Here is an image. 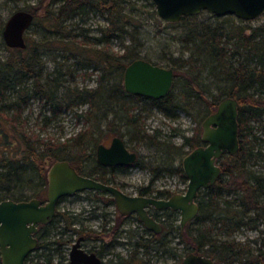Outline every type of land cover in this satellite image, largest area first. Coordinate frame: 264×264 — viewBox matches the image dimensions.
<instances>
[{
	"label": "trees",
	"instance_id": "trees-1",
	"mask_svg": "<svg viewBox=\"0 0 264 264\" xmlns=\"http://www.w3.org/2000/svg\"><path fill=\"white\" fill-rule=\"evenodd\" d=\"M141 1H145L150 7L147 11L148 16L155 22H161L155 12L154 4L150 0ZM17 9L31 11L34 17L30 27L35 25L41 29L38 30L34 26L36 29L30 31L38 32L37 38L29 34V27L24 35L26 47L11 48L3 41L1 34L3 21L0 20V45L8 51L4 58H0V122L2 120L9 122L21 142V147L14 155L9 154L7 148L0 147V200L4 198L18 200L37 196V193L24 196L23 192L17 191V186L19 182L24 181L27 174H33L40 187L46 185L48 167L55 159H67L78 172L121 187L120 184L115 183V170H123L128 165L107 166L95 159L94 168L86 172L83 165L85 156L89 157L86 152V155H81L82 152L70 153L65 149V142L38 140L35 134L28 135L20 123V118L27 105L34 100L42 102V106L51 112L52 117L60 114L62 109L78 108L86 104L88 106L86 110L76 111L78 118L85 117V119L90 118L94 113L98 114L99 99L104 97L107 100L118 101L126 116L125 121L129 126L135 127L133 138L154 144L157 150H162L160 159L162 163H157L155 166L137 158L131 163L151 170L148 184L138 188L137 192L140 194L162 197L174 192L175 190L167 187L156 188L152 183L165 172H178L186 178L181 160L174 164L176 155L181 153L180 149L184 145L189 146L188 150L184 151L185 154L198 145L201 139L197 134V136L183 135V142L176 146L171 141L166 143L159 141L158 128L150 133L140 125V121L145 118L143 112L147 109H154L168 119H175L179 111L190 114V108L196 107L199 99L205 103V118L215 110L222 99L234 97L238 100L237 120L240 139V148L236 153L224 152L218 158L221 166L219 177L213 184L198 191L196 198L198 212L183 227L177 221L178 210L161 208L159 215L163 217L162 221L160 219L162 231L154 233L143 225L140 231L133 228V232H130L128 229V236L133 237L134 241H131V247L124 256L114 251L115 245L122 243L118 239L123 231L120 227L122 220H118L113 225L107 224L109 211L104 210L100 230H93L83 224L75 227L73 224L79 218L75 214H70L68 210L57 207L55 215L49 222L39 224L37 232L39 241L36 250L40 247L41 256H38L40 262H34L30 258L27 264H68L61 260L65 257V245L72 241L73 232L77 235L82 234L88 242L91 237L100 236L104 244L96 251L100 255L111 252L112 257H115L114 264H151L152 256L155 255L157 258L166 254L172 255L175 261L179 262L189 251L208 255L219 264H264V237H261L258 246L252 247L236 239L234 234L242 226L256 228L260 224L262 225L260 230L264 231V173L251 168L255 158L263 153L259 148L254 150L253 147L257 140L263 139L256 134V128L264 133L262 118L264 115V24L257 27H239L235 31L227 26L221 27L222 29H207L205 24L203 27L192 26L186 37L200 38L195 44L197 54L208 56L207 62L212 75L218 76L217 83H224L226 87L211 98L206 97L202 89L195 91L199 83L195 80L197 77L193 76L192 64L197 60L192 56L183 61L168 58L172 69H177L182 64L189 65L185 73L191 76V80L184 83L188 93L185 91L184 94L174 96L172 89L178 82L177 78L173 79L171 89L166 96L155 99L125 91L122 81L125 66L134 59L143 58L154 64L158 62L138 55L134 51L116 53L111 48L113 40L122 41L128 34L129 39L135 41V35H131L128 31L130 26L136 25L138 7L131 0H36L34 4H27ZM88 12L102 15L106 21L104 25L97 26L98 35L94 37L88 35V29H84L80 24L83 16ZM189 17L182 16L177 22H184ZM96 44L99 46L94 47L93 45ZM142 44L138 42L139 46ZM45 46L50 48V52L44 49ZM46 52L50 55L48 59L45 57ZM48 61L51 62L50 67L47 65ZM89 67H91L89 72L84 71L78 75L90 77L97 72L98 85L91 88L75 85L78 76L76 71ZM112 73L119 74L122 79L112 82L110 77ZM176 75L175 73L174 77ZM106 111L103 114L104 119L105 117L107 119L109 114L108 110ZM1 133L3 141H12L8 138L7 132L0 128ZM117 134L123 138L124 132L117 130ZM99 137L100 135L98 138L91 136L94 145L92 148L99 143ZM248 141H251L249 146ZM93 156L95 158V155ZM31 180L33 179H28L30 182ZM85 190L90 193L88 197L94 201H102L105 205L114 203L112 196L105 191ZM135 218L138 219L136 216ZM57 219L64 221V224H55ZM111 230L114 234L105 241L103 235L107 231L111 233ZM169 234L177 238L174 244L171 243ZM178 243L182 245L181 251L178 250ZM55 255L59 257L60 262L53 263L52 257Z\"/></svg>",
	"mask_w": 264,
	"mask_h": 264
},
{
	"label": "rangeland",
	"instance_id": "rangeland-1",
	"mask_svg": "<svg viewBox=\"0 0 264 264\" xmlns=\"http://www.w3.org/2000/svg\"><path fill=\"white\" fill-rule=\"evenodd\" d=\"M131 1L138 7V11L136 12L138 15L136 25L130 26L128 31L131 35H135V41L133 42L130 40L128 34L122 41L117 39L113 40L111 45L112 50L116 53H125L126 50L134 51L138 53V55L149 57L152 61L158 62V64L165 67L171 66L168 62V58L183 61V59L188 60V58L192 56L194 60H197V62L193 61L192 64L194 66L192 70L193 76L197 77L195 80L199 83V87L195 88V91L200 88L204 92V95L209 98L223 90L226 85L221 82L218 84V76L216 77L215 75H212L210 67L208 66L209 63L207 62L208 56L206 57L204 54L200 53V55L197 54L195 44L200 41V38L186 37V35L189 34V29H192V26L198 25L203 27V24H205V28L207 29H222L227 26L235 31L238 30L239 27H257L264 24V14L252 20H242L234 15L225 14L217 16L205 10L200 11L198 14L191 15L189 19L184 22L169 23L163 21L162 19H160L161 22H155L147 14L150 7L145 1ZM35 2L36 0H0V20L4 23V20L11 12L17 10V8L24 7L27 4H34ZM105 23L106 21L104 16L94 12H88L83 16V21L80 22L84 29H88L87 34L91 37L98 35L97 26L104 25ZM34 26L30 27L29 34L33 37H37L38 32L30 31L36 28L39 30L41 27L39 28L35 26V28ZM135 31L138 33H135ZM79 38L82 39L81 36H79ZM138 42H142V46H139ZM93 46L98 47L99 45L96 44ZM44 49H48L50 52L49 47L46 48L45 46ZM7 53L8 51L0 45V58H4ZM49 56V53L46 52L45 57L48 59ZM176 64L178 66L177 62ZM47 65L50 67L51 62L48 61ZM90 68L91 67L78 69L76 73L78 75L84 71L89 72L91 70ZM186 69H189L188 64H182L181 66H178L177 69H173L174 74H177L174 79L178 78V82L176 83L174 89H172L174 96H179L180 93L184 94L185 91L188 93V88L184 86V83L191 80V76L185 73ZM96 75H98L97 72L96 74H92L90 77H84L80 74L75 79V85H78L79 87H95L98 85ZM110 77L112 82L122 79L117 73L110 74ZM197 100L199 103L196 107L194 106L193 108H190V114H187L184 111H179L178 116L175 119H168L159 111L147 109L143 112L145 114V118H143V121H140V125L150 133L154 132L155 129L158 128L160 130L158 140L165 143L166 141H171L174 146L183 142V135L195 136L197 134L200 136L202 132L201 121L204 118L206 108L204 101L199 99ZM181 104L185 105L184 102H181ZM42 105V102L34 100L27 105L24 111L22 110L23 112L21 114L20 123L23 125V128L28 135L32 134L34 136L35 134L38 140L42 139L65 142V149L70 153L82 152L81 155H86L87 153L89 157L85 156L86 160L83 164L84 171L86 172L95 166V158L93 155H95L94 152L96 146L92 148L94 145H92L91 136L98 138L100 135L98 142L108 143L111 136L117 134V130L124 132L123 139L130 148L137 152V159H142L152 166H155L157 163H162L160 160L162 158V150H157L154 144H149L146 141L136 140L133 138L135 136V127L129 126V124L125 121L126 116L118 105V101L107 100L104 97L99 99L98 114L94 113L93 116L91 115L88 119H85V117L78 118L76 114V111L80 112L86 110L88 108L86 104L78 108L72 107L70 109H62L61 113L54 117H52L51 112L46 110V108ZM106 110H108L109 114L107 119L106 117L104 119L103 114L107 112ZM262 118L264 120V115ZM98 119H103V121H98ZM110 127L111 130H109ZM0 128L7 132L8 138L12 140L3 141V135L1 133L0 147L3 146L7 148L6 150L9 154L14 155V153H16L21 147V142L18 136L13 132L9 122L5 120L0 122ZM255 132L261 139H263L257 140L253 149L256 150L259 148L263 153L259 154V156L255 158V163L252 164L251 168L264 173V133L259 128H256ZM250 143L251 141H248L247 145L249 146ZM188 148V145H184L183 148L180 149L182 151L176 155L174 164H177L181 160L184 155V151L188 150ZM150 176L151 170L148 167L130 164L123 170H115V183L120 184L122 189L128 193H137L139 186L148 184ZM24 178V181L19 182L17 191L23 192L24 196L37 193V196L45 199L46 185L43 184L40 187L33 174H27ZM28 179L33 180L30 182ZM186 185L187 178L182 177L178 172L162 173L154 179L152 183V186L156 188L167 187L169 189L179 191L185 190ZM88 194H90L88 191L81 190L77 194L74 193L65 195L59 202L58 209L68 210L70 214H75L80 219H78L80 224L78 220L73 224L75 227H79L83 224L86 227L100 230L102 227V212L104 210L109 211L108 216L112 219L108 223L110 225L115 224V222H117L115 221L116 219H123L120 222V227L123 231L119 237L122 243L116 244L114 251H118L126 256L128 248L131 247V241H134L133 237L128 236L127 230L129 229L130 232H133L134 228V230L138 229V231H140L142 224L132 217L126 219V217L124 218L122 215H118L112 204L105 205L102 201H94L88 197ZM177 221H179V215ZM55 224H64V221L57 219ZM261 227V224L256 228H246L242 226L239 230L235 231L234 234L236 239L241 242L248 244L249 246L256 247L260 243L261 237H264V231L260 230ZM112 234H114L112 230L111 233L108 231L105 232L103 235L104 240H109L112 237ZM71 236L72 239L76 238V232H73ZM168 237L171 238V243L174 244L177 238L174 236L172 237L171 234H169ZM248 238H250V240H248ZM97 241L100 245L104 244L102 239ZM69 244L71 245L72 243L70 242ZM65 246V250L68 251V244ZM181 247L182 245L178 243L179 251H181ZM55 258H58L57 255H55ZM102 258L105 262L114 264L113 261L115 260V257H112L111 252L104 254ZM150 263L179 264L180 261L176 262L172 255L166 254L158 256L157 258L155 255L152 256Z\"/></svg>",
	"mask_w": 264,
	"mask_h": 264
},
{
	"label": "water",
	"instance_id": "water-1",
	"mask_svg": "<svg viewBox=\"0 0 264 264\" xmlns=\"http://www.w3.org/2000/svg\"><path fill=\"white\" fill-rule=\"evenodd\" d=\"M157 16L166 22H177L182 16L207 11L217 16L233 14L242 20H252L264 13V0H150ZM33 13L25 9L11 12L1 31L6 46L25 48L24 35L33 21ZM174 79L171 67L137 58L128 63L123 72L125 91L151 98H162L170 91ZM238 100L222 99L215 110L201 121L200 135L203 143L187 151L181 158L187 178L185 190L172 192L166 197L150 194L128 193L122 188L78 172L67 159L53 160L47 170L46 197L30 196L27 199L4 198L0 200V257L1 264H25L27 254L35 247L37 225L46 223L56 213L60 197L84 189L109 193L117 211L124 215L135 213L144 227L159 232L162 223L153 217L149 207H169L179 212L181 227L198 212L197 194L201 188L213 184L220 175L218 158L224 152L239 150ZM96 160L104 165H128L135 161L137 153L128 148L124 139L115 134L109 145L99 142L95 149ZM72 264H102L93 251L79 245V238L68 252ZM179 264H219L212 257L200 252L185 253Z\"/></svg>",
	"mask_w": 264,
	"mask_h": 264
},
{
	"label": "flooded vegetation",
	"instance_id": "flooded-vegetation-1",
	"mask_svg": "<svg viewBox=\"0 0 264 264\" xmlns=\"http://www.w3.org/2000/svg\"><path fill=\"white\" fill-rule=\"evenodd\" d=\"M228 15H233V14H228ZM239 129V128H238ZM113 136V135H112ZM111 136V137H112ZM110 141H111V139H110ZM110 141L108 142V143H104L105 145H109V143H110ZM239 142H240V139H239ZM201 143H203V141L200 139V143L199 144H201ZM128 146V145H127ZM128 148H130L129 146H128ZM240 148V147H239ZM95 149H96V147H95ZM130 149H132V148H130ZM137 153V152H136ZM94 154H95V152H94ZM95 159H96V155H95ZM97 161V160H96ZM98 162V161H97ZM131 164V163H130ZM130 164H128V165H130ZM104 165V164H103ZM118 165H120V164H118ZM124 165V164H123ZM107 166H112V165H107ZM120 188H122V187H120ZM85 190V189H84ZM177 191H179V190H175L174 192H177ZM138 193V192H137ZM65 196V195H64ZM64 196H62V197H60L59 198V200H58V203H57V207H58V204H59V202L61 201V198H63ZM166 196H168V195H165V196H162V197H166ZM159 197H161V196H159ZM103 203V202H102ZM104 204V203H103ZM106 205H110V204H106ZM113 206H114V209H115V211H117V209H116V207H115V205H114V203L112 204ZM161 211V208L160 209H157V208H154V207H149L148 208V212L153 216V217H155V218H157L159 221H160V219H161V221H162V216L161 215H159V212ZM116 213H118V215H122V214H120L118 211L116 212ZM55 215V214H54ZM135 216L137 217V215L135 214V213H129V214H124V215H122V217H126V219L127 218H129V217H132V218H134L136 221H138V222H140L142 225H143V223L141 222V220L138 218V219H136L135 218ZM53 218V217H52ZM110 220H112L111 219V217L109 216V220H108V222H107V224L110 222ZM118 220H123V219H116L115 221H118ZM49 222V221H48ZM40 224V223H39ZM39 224L37 225V231L35 232V236L37 237V232H38V230H39ZM144 226V225H143ZM135 227V226H134ZM146 228V227H145ZM93 230H97V229H93ZM136 230H138V229H136ZM149 231H152V230H150V229H148ZM162 231V230H161ZM161 231H159V232H161ZM153 232V231H152ZM159 232H157V233H159ZM154 233H156V232H154ZM119 237L120 236H118V239H119ZM38 238V237H37ZM79 238V245L83 248V249H85L86 251H93V252H95L99 257H101V259H102V264H109L108 262H105L104 261V259L102 258L103 256H104V254H107L108 252H106V253H103L102 255H100V254H98L97 253V251L96 250H98L99 249V247H100V244L98 243V241L97 240H100L101 239V237L99 236V237H91L90 239H89V242L87 241V239L82 235V234H79V235H77V237L76 238H74V239H72V241H71V243H73L76 239H78ZM38 241H39V238H38V240H37V243H36V245H35V247L27 254V256H26V258H25V264H27V262H29V259L31 258L34 262H40V259H39V257L41 256V255H39V253H41V250H40V247L39 248H37V250H36V247H37V244H38ZM70 244H68V246H69ZM67 246V247H68ZM70 247H71V245L68 247V251H66V250H64V253H65V257H63V259L61 260L63 263H65V262H68V264H72L70 261H69V256H68V252H69V249H70ZM90 248H93V249H90ZM64 249H66V247H64ZM40 250V251H39ZM47 253H49L48 251H46ZM39 256V257H38ZM58 257V256H57ZM38 258V259H37ZM53 259H52V261H54L53 263H58V262H60L59 261V257H58V259L57 258H55V256H53L52 257Z\"/></svg>",
	"mask_w": 264,
	"mask_h": 264
}]
</instances>
